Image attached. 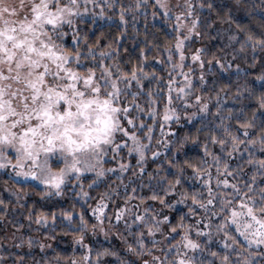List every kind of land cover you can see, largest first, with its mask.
<instances>
[{"label":"trees","instance_id":"obj_1","mask_svg":"<svg viewBox=\"0 0 264 264\" xmlns=\"http://www.w3.org/2000/svg\"><path fill=\"white\" fill-rule=\"evenodd\" d=\"M188 2L192 5V20L199 16L195 29V35L197 32L199 35L190 46L185 44L183 48V69L173 68L179 62L175 49L176 20L165 14L157 0H88V11L83 14V19L77 17L71 27L65 26L67 35L63 39L69 47L76 43L72 39L74 28L79 34L82 50H87L85 45L96 46L97 52L101 49L107 51L110 46L123 70L143 67L144 72L151 74L142 79L144 87L139 91L146 93L150 87L153 103L148 104L146 94L140 95L137 100L144 111L137 113L130 109L137 125L143 120L145 125L152 126L151 140L143 141L149 146L141 163H137L136 153L130 155L126 149L119 153L109 151L103 166L113 171L105 172L102 177H97L94 172L82 174L80 180L73 177L75 182L66 183L59 197L47 193L42 195L44 186L17 180L0 168V201H3L0 203V264H73L79 259H83L84 264H144L145 260L150 261L153 257H159L157 261L160 264L166 252H169V259L176 254L175 249L170 251L168 246L180 241V234L185 231L200 245L192 254H187L194 258L195 264H223L225 254L230 264H264V248L247 246L234 225L229 224V236L226 237L231 244L233 236L239 241L232 244V248H218L210 240L212 234L225 237L224 231L219 229L224 214L215 216L213 213L219 211L220 195L227 197L233 188L223 189L213 183L212 194L217 198L212 209L204 212L208 219L207 235L197 238L191 233L194 218L200 216V203L205 204L208 200L205 181L209 170L215 173V177H225L245 192V185H252L257 191L264 187V175L260 174L257 165L248 163L250 159L264 158V149L258 139L255 145L246 143L253 136H259L260 121L264 119L261 115L264 109L256 101V97L264 93V80L258 79L264 76V47L258 44L253 49L250 41L241 50L238 42L248 33L255 38H264V0ZM80 3L85 7L84 0ZM209 4L211 8L207 7ZM180 34L183 35L181 31ZM232 35L237 39L230 40ZM197 49H201V85L188 60ZM116 60L105 62L115 64ZM181 72L193 81L187 97L175 91L176 87L184 84ZM170 79L174 81L171 93L168 91ZM130 91H138L135 81ZM197 95L201 97L200 101L195 99ZM185 100L187 103L193 100L197 104H206L207 110L200 114V109H195L197 111L191 115L192 109L188 108ZM166 108L175 110L174 113L168 112V120L163 118ZM254 111L257 126L248 129L250 135L246 137L241 124L252 120ZM225 126L245 141L239 151H230L232 142L225 136ZM128 127L142 138L148 132L147 127L142 131ZM213 135L217 141L225 139L226 145L222 147L214 142ZM205 148L211 155L206 154ZM153 152L158 155L152 156ZM114 155L115 160L112 159ZM213 156L219 157V164ZM120 165L125 166L124 171ZM177 177L179 184H175ZM214 180L218 181L217 178ZM169 181L175 184V191L168 190ZM153 193L164 202L153 200ZM193 195L200 203L193 201ZM101 199L108 206L100 235L96 233L98 219L93 207ZM123 212V218L117 219ZM52 213H55L54 221ZM64 213H71V218ZM41 214L49 217L47 223H36L37 216ZM81 215L88 222L83 231L80 228ZM138 216L144 219H137ZM163 216L168 220H163ZM153 218L161 230H153L149 234ZM181 223L191 227H177L173 233L172 227ZM93 225H96L95 229ZM81 235L84 238L82 243L78 240ZM98 252L104 254L98 256ZM86 253L87 261L84 260ZM180 255H184L181 249Z\"/></svg>","mask_w":264,"mask_h":264},{"label":"snow or ice","instance_id":"obj_2","mask_svg":"<svg viewBox=\"0 0 264 264\" xmlns=\"http://www.w3.org/2000/svg\"><path fill=\"white\" fill-rule=\"evenodd\" d=\"M84 2L85 7H81L80 0H0V168L11 165L17 176L31 178L39 185H43L42 195L46 193L60 195L66 183H74L73 177L80 180L84 173L94 172L97 177H102L105 172L113 171L103 166L109 151L119 153L126 149L130 155L136 153L137 163H141L149 146L143 141L151 140L152 126L145 125L143 120L137 125L136 117L130 112V109L137 113L144 111L137 100L140 95L146 94L149 98L148 104L153 103L154 97L150 87L146 93L139 91L144 87L142 79L151 74L144 72L143 67H133L130 71L123 70L110 46L107 51L101 49L97 52L94 45H85L87 50H82L79 34L74 28L72 39L76 43L69 47L63 39L67 35L64 31L65 26L71 27L77 17L83 19V14L88 11L86 7L88 0ZM157 3L165 9L167 15L168 6L164 0H157ZM184 7L186 11L177 14V21H180L181 17L193 15L192 5L188 0H184ZM207 7L212 6L209 4ZM123 19L121 15V20ZM198 21L199 16L185 26V35H181L180 28L177 27L175 49L179 54V62L173 68L183 69L185 60L183 48L185 42L195 32ZM84 39L87 40V37ZM229 39L235 40L237 37L232 35ZM250 41L253 49L258 44L264 47V38H255L248 33L244 39L238 41L241 50ZM169 52L171 59V49ZM200 52L201 49H197L192 54V60H200ZM108 59L116 60V63H106ZM181 75L184 77V84L176 87L175 91L182 97H187L192 89L191 77L183 72ZM258 79L264 80V76ZM133 81L138 87L137 92L130 91ZM173 83L172 79L168 81L169 93L172 91ZM195 99L200 101L201 97L197 95ZM168 100L171 102V95ZM256 101L258 106L264 109V93L256 97ZM201 108L207 110V105L202 104ZM149 111L152 112L151 107ZM168 112L174 113L175 110L166 108L164 120L170 119ZM261 115L264 116V112ZM255 118L254 111L253 119L241 124L246 137L250 135L247 130L257 126ZM129 125L141 131L147 127L148 132L142 138L136 131H130ZM224 133L232 142L230 151H239L240 145L245 141L231 132L227 126L224 127ZM257 139L264 149V119L260 121L259 136H253L246 143L255 145ZM212 140L222 147L226 145L225 139L217 141L215 135L212 136ZM205 152L211 155L207 148ZM157 155V152L152 153L154 157ZM115 158L114 155L112 159ZM213 159L219 164V157L213 156ZM248 163L257 165L260 174L264 175V158L250 159ZM224 167L227 168L228 165L225 164ZM120 168L124 171L125 166L120 165ZM140 170L144 171L143 168ZM252 179L255 183V175ZM179 183L180 179L177 177L175 184ZM207 183L208 181H205V184ZM217 183L228 185L229 181ZM175 184L169 181L168 190L175 191ZM232 188L234 191L227 194L230 198L225 195L219 197L220 207L215 214L217 216L224 214L219 229L228 237L229 224L235 225V231L244 236L249 244L253 237H258L257 244H264V187L257 191L252 185H245L246 192L238 189L235 184ZM208 191L211 195L212 189L209 188ZM83 195L87 196L88 193ZM151 198L161 199L155 193ZM192 198L194 202L200 203L195 195ZM163 202L161 199V203ZM208 203L213 204L214 200L209 199ZM200 206L205 207L203 203H200ZM103 211L104 204L101 199L99 206L93 209L98 220L101 219L99 213ZM147 211L146 208L145 212ZM64 215L71 218V213ZM51 218L53 221L56 219L55 213H52ZM119 218L118 215L117 219ZM48 219L47 215L41 214L37 216L36 223H47ZM137 219L144 218L138 216ZM162 219L167 221L168 217L163 216ZM87 223L81 215V231ZM92 227L95 229L96 225ZM177 227L191 226L181 223L173 226L171 231L175 233ZM153 230H161L154 218L152 226L148 228L149 234H152ZM200 231L197 228L198 234ZM180 235L182 236L180 241L168 246L170 251L175 249L176 254L169 259V252H166L160 264H195L194 258L188 256L186 252L180 255V249L183 246L195 250L200 245L189 238L187 231ZM83 239V235L78 238L81 243ZM231 239L232 244L239 243L234 236ZM232 244H225V248H232ZM29 245L31 246V240ZM233 251L235 252V249ZM103 254L97 253L98 256ZM87 259L86 253L84 260ZM152 259L153 264L160 260L159 257ZM144 264H149V261L145 260ZM223 264H230L227 254L223 257Z\"/></svg>","mask_w":264,"mask_h":264},{"label":"rangeland","instance_id":"obj_3","mask_svg":"<svg viewBox=\"0 0 264 264\" xmlns=\"http://www.w3.org/2000/svg\"><path fill=\"white\" fill-rule=\"evenodd\" d=\"M164 3H166L167 6H168L167 13L170 14V15H172L175 18L177 27H179L181 33L183 35H185L186 34V27L185 26L186 25H189L191 23V21H192L191 16L181 17L180 18V21H177V18H176L177 17V14L179 12L186 11V8L184 7V0H164ZM162 9L165 12V9L164 8H162ZM194 39H196L195 32H193L191 34V36L189 37V40H187L185 42V44L188 45V46H190L192 44V42H193ZM188 60H189V62H191V66H192L194 72L197 73L198 84L201 85L202 84V82H201V71H202V69H201V65H200L199 60L198 61L192 60V54L190 55V57L188 58ZM262 66H264V56L262 58ZM192 102H193V100L190 103H187L188 105L186 104L189 109H192V111L190 112V114L192 115L198 109H200L199 111H201L200 112V114H201L203 112V109L201 108V104H199V103L197 104V103L193 102V105H192ZM195 109H197V110H195ZM56 166H58V165H56ZM4 169H5V171L10 176H12L13 178H15L17 180L36 182V181L32 180L31 178H25V177H22V176H17L16 175V172L13 170V168H12L11 165L6 166ZM215 176H216L215 173L213 171H211V170H209V172L206 174V181H208V183H207V186H208L207 187L208 200L209 199H213L214 200V203H215V199L217 198V196L216 195L213 196V194L210 195L209 194V191H208L209 188H211L212 191H213V183L216 186L222 187L223 189L232 188V184L230 183V181L227 178H225V177L219 178V177H215ZM215 178H217L218 181L227 180V181H229V183H228V185H224L223 183L218 184L217 183L218 181H215L214 180ZM36 183H38V182H36ZM55 196L56 197H59V195H55ZM208 200L204 204L205 207H203V208L202 207H199L200 216L194 218L193 223H192L191 233L194 236H196L197 238L201 237L206 232H208V226H207L208 219L205 216V213L204 212H205V210H208L209 208L212 209V206L214 205V203L213 204H209L208 203ZM99 204H100V201L95 204V206L93 207V209L97 208L99 206ZM103 204H104V211L102 213H99L101 219L98 220V227H97V232H96L97 234H100V235H101L102 223H103V219H104V213H105V210H106V208L108 206V204H107L106 201H103ZM124 215H125V212H123L122 214H119V217L120 218H123ZM213 215L217 216L214 213H213ZM121 224L124 225V223H121ZM234 227H235V225H234ZM197 228H199L201 230L199 234L197 233ZM205 235H207V234H205ZM94 236L96 237V235H94ZM239 236L241 237V239H243V241L247 244V246H249L251 248H264V244H257L256 243V239H258V237H253L251 244H249L248 240H246L244 238V236H242L240 234H239ZM210 240L218 248L230 249V248H225V244H231V243L224 236L212 234V236H210ZM181 250H182L183 253L186 252L187 254H192L195 251L193 249L183 248V246H181ZM73 262H75V264H84L83 259L74 260ZM149 264H153V259L149 261ZM155 264H158V261H156Z\"/></svg>","mask_w":264,"mask_h":264}]
</instances>
